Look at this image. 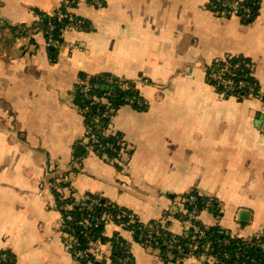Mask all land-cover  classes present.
<instances>
[{
    "label": "crops",
    "instance_id": "obj_1",
    "mask_svg": "<svg viewBox=\"0 0 264 264\" xmlns=\"http://www.w3.org/2000/svg\"><path fill=\"white\" fill-rule=\"evenodd\" d=\"M75 1L69 12L88 29L66 30L52 46L39 19L65 0H0V252L14 264H80L57 197H72V208L87 194L181 235L189 227L180 218L184 197L194 190L219 209V216L200 211L201 224L261 236L264 108L250 96L224 97L209 70L247 58L264 91V0L249 21L214 15V0ZM82 74L134 86L146 104L142 111L120 104L105 125L106 136L119 137L117 160L84 146ZM116 232L134 264H164L130 232L104 224L105 238ZM181 264L207 263L190 256Z\"/></svg>",
    "mask_w": 264,
    "mask_h": 264
},
{
    "label": "trees",
    "instance_id": "obj_2",
    "mask_svg": "<svg viewBox=\"0 0 264 264\" xmlns=\"http://www.w3.org/2000/svg\"><path fill=\"white\" fill-rule=\"evenodd\" d=\"M71 1V0H70ZM252 9V17L255 14V11L258 7L257 0H244ZM76 5L75 2H71V6ZM62 14H65L66 17H61ZM251 17V18H252ZM251 18L249 20H251ZM246 20V21H249ZM40 30L45 34V39L50 36L53 40H56L59 43L63 42V33L66 30H77L85 31L88 29V24L86 20L81 17L74 16L73 14L68 13L65 9H61L59 14L54 16H43L39 19ZM49 49L54 48L48 46ZM240 63L239 66L234 67L236 63ZM249 60L244 57L234 56L230 57L220 64L215 63L212 68L209 70V73H215L219 75L220 80H228L231 82L232 90L230 92L223 93L224 88L222 85L217 84V80H213L212 84L216 86V89L224 96H234L237 100H242L247 96V92L239 88V83L244 82L247 87H254L255 81L251 75ZM80 81L84 80L87 75L82 74ZM90 87L86 94L79 93L78 89L76 90V104L79 106L80 111L86 105L90 107V114L84 115L85 126H88V123L92 116L95 114L101 115L105 112V106L102 105V102H99L91 105L90 101L92 99H98L105 96L107 102L111 103L112 108L119 107L120 104L125 103L124 99H139L143 102L142 105H135V100L132 103V107L137 110H145L146 104L144 100L139 96L137 89L134 86L129 88H122L119 86V81L116 78H111L108 75H99L90 77ZM132 85L133 83L130 82ZM97 87H94V86ZM87 97L90 100H87ZM101 103V104H100ZM110 121V117L101 118L99 124L105 126ZM100 141L99 145H95L93 152L97 154H105L108 158L107 160H117L119 159V150L120 142L118 136L108 135L106 137L99 136ZM65 186V184H62ZM194 197L193 204L203 210L204 205L207 201H210L214 207L211 211L215 216H219V209L217 204L207 196L200 195L196 191H190L184 197V207L186 213L190 211L191 206L188 204V199ZM88 202L94 201L91 208L82 207L80 204L76 203L72 208H68V204L73 202V198H63L57 197L58 205L62 212H65L67 217L65 219V228L63 231L70 235V230L74 229L73 237L76 239L77 248L85 249L86 259L81 260L80 264H97L94 256L88 252L89 243H105L109 242L112 247V253L110 258L113 260H118L121 264H134V258L132 257L127 243L121 238L118 232L115 233L111 238L107 239L104 237V220H101L102 217H106L109 214L107 219L109 222H113L115 225L119 222H129L130 235H133L134 239L137 240L139 235L142 237L149 236V241L152 242L151 248L155 249L164 264H181L184 258L190 257L193 249L189 246V242L197 243V248L195 252L201 251L208 252L214 256L220 257L223 253L228 255L227 259H222L225 264H240L241 259L240 255H245L251 257L254 262L251 264H264V231L261 236L252 237L249 239H241L231 236V234L224 228L219 225L205 226L198 221L196 230L192 227L191 221L187 229V232L181 235H176L170 232L166 225L161 224L159 221H151L148 223H142L138 220L137 216L124 208H121L103 197H97L92 194L86 195ZM127 216H131L129 219ZM123 215V216H121ZM181 220L187 222L188 216L180 214ZM85 219L90 220L92 223L91 227L84 229L80 224L81 221ZM99 221L98 225L95 223ZM188 222V223H189ZM201 231L202 234L199 235L198 232ZM85 234V237H84ZM169 244L172 246L169 248ZM262 244V246H259ZM6 256L9 257V261L4 262L3 264H14V256L9 251H2Z\"/></svg>",
    "mask_w": 264,
    "mask_h": 264
},
{
    "label": "built area",
    "instance_id": "obj_3",
    "mask_svg": "<svg viewBox=\"0 0 264 264\" xmlns=\"http://www.w3.org/2000/svg\"><path fill=\"white\" fill-rule=\"evenodd\" d=\"M71 2H75V0H65V2L63 3V7H61L56 14L60 13V10L63 8L65 9L68 13H70L69 11L71 10ZM89 5H95L100 7L101 6V2L100 0H87L86 2ZM212 12L214 15L216 16H220V17H237L240 18L242 20H249L253 13H252V9L251 7L245 3L244 0H214L212 3ZM61 17H66L65 14H62ZM47 45H52V46H60V43L57 42L56 40H53L50 36L47 38ZM239 62L236 63L234 65V67L239 66ZM248 67H250V65H246ZM90 75H87V77L82 80V82L80 81L79 86L77 87L78 92L79 93H83L86 94L87 91L89 90L90 87ZM210 77L213 80H217V84L218 85H222V87L224 88L223 93L225 92H230L232 90V86H231V82L228 80H220L219 75L215 74V73H211ZM257 85V84H255ZM239 88H241L242 90L247 92V96L249 97H253L255 99H257L258 101H260L262 103V106L264 108V91L258 87L257 89L254 87H247L246 84L244 82H240L239 83ZM94 87H97L96 85ZM87 100H90L89 97H87ZM135 100V101H134ZM133 101L135 102V105H142L143 102L139 99H124L125 104L131 105ZM99 102H102L105 106V112L101 115L95 114L94 116L91 117L88 126H85V130L83 133V137H84V143H87L86 145L84 144V146L88 149L89 147H94L95 145H99V141L100 138L99 136L102 137H106L107 135V131H106V127L99 124V120L101 118H109L110 119L114 116L115 110L112 108L111 103L107 102L106 97H100L98 99H92L90 101L91 105H94L96 103L99 104ZM101 104V103H100ZM81 114L84 117V115H88L90 114V107L89 105H86L85 107H83V109H81ZM80 166V164H78ZM194 201V197H190L188 199V204L191 206L190 211H188L186 213V209L185 207L182 209V211L180 212V214L186 215L188 216V220L187 222H189V220L191 221L192 227H194L196 230L198 229V227L196 226V223L199 221L198 219V214L200 213L199 208L197 206H195L193 204ZM77 203L80 204L82 207L88 208L90 209L92 204L94 203V201H90L88 202V199L85 196H79L77 197ZM214 209L212 203L210 201H207L206 204L203 207V210H209L210 212ZM212 213V212H211ZM167 213H165L166 215ZM126 215V214H123ZM121 215V216H123ZM127 216V215H126ZM107 217H109V214L106 215V217H102L101 220H104V224L107 223V221H109L107 219ZM129 219H131V216H127ZM164 219H166L165 216H163ZM84 229H87L88 227L92 226V223L90 222V220L85 219L84 221H81L80 223ZM99 221H97L95 223V225H98ZM129 222H119L118 224H116L121 230H125L126 232H131L129 230V226H128ZM190 224V222H189ZM70 235H69V241H68V250L70 252V254L72 255V257L74 259H76L78 262H81V260H85L87 255L86 252L87 250L85 249H81V248H77L76 245V239L73 237V233L75 232L74 229H70ZM199 235L202 234L201 231L198 232ZM262 235V234H261ZM85 237V234H84ZM137 242L144 248H150L152 247L151 244L152 242L149 241V236L146 237H142V235L138 236ZM172 245L169 244V248ZM189 246L193 249L192 253L190 256L196 257L198 259H202L205 260V262L207 264H225L224 261L222 259H227L228 255L226 253H223V255H220V257L214 256L208 252H205L201 249V251H197L195 252L194 250L197 248V243H192L189 242ZM259 246H262V244H259ZM88 252H90L95 260L97 262H99L100 264L102 263H107V264H121L119 263L118 260H113L110 258V255L112 253V247L111 244L109 242L106 243H89V249ZM241 259L240 264H251L254 262V260L249 257V256H245V255H240L238 256ZM9 261V257L6 256L4 253L0 252V264H3L4 262ZM233 264V263H232Z\"/></svg>",
    "mask_w": 264,
    "mask_h": 264
},
{
    "label": "water",
    "instance_id": "obj_4",
    "mask_svg": "<svg viewBox=\"0 0 264 264\" xmlns=\"http://www.w3.org/2000/svg\"><path fill=\"white\" fill-rule=\"evenodd\" d=\"M97 264H100L99 262Z\"/></svg>",
    "mask_w": 264,
    "mask_h": 264
}]
</instances>
